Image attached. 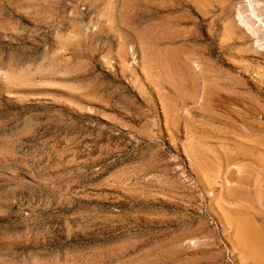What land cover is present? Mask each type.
Listing matches in <instances>:
<instances>
[{
  "label": "rangeland",
  "instance_id": "rangeland-1",
  "mask_svg": "<svg viewBox=\"0 0 264 264\" xmlns=\"http://www.w3.org/2000/svg\"><path fill=\"white\" fill-rule=\"evenodd\" d=\"M263 245L264 0H0V264Z\"/></svg>",
  "mask_w": 264,
  "mask_h": 264
},
{
  "label": "bare ground",
  "instance_id": "bare-ground-1",
  "mask_svg": "<svg viewBox=\"0 0 264 264\" xmlns=\"http://www.w3.org/2000/svg\"><path fill=\"white\" fill-rule=\"evenodd\" d=\"M240 17V16H239ZM241 19V18H240ZM248 232V231H247ZM264 246V245H263Z\"/></svg>",
  "mask_w": 264,
  "mask_h": 264
}]
</instances>
